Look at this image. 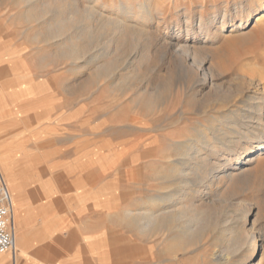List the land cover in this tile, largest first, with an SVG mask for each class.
Segmentation results:
<instances>
[{
  "label": "rangeland",
  "instance_id": "374dc122",
  "mask_svg": "<svg viewBox=\"0 0 264 264\" xmlns=\"http://www.w3.org/2000/svg\"><path fill=\"white\" fill-rule=\"evenodd\" d=\"M33 1L16 5L13 0H0V148L3 147L6 159V176L1 173L0 182L2 177H7L16 192L14 206L24 202L22 214L29 213L35 224L62 225V245L50 253L49 262L40 264H152L149 258L152 250L154 261H163L162 264H210L199 256L210 246L181 262L166 261L168 252L165 244H160V237L153 242L133 222L125 220L122 205L133 203L127 207H132L135 213L145 212L149 190L157 186L162 170L178 165L167 159L169 153L175 159L181 152L173 143L188 140L185 153H193L199 145L200 132H207L205 127L215 119L231 115L233 110L240 112L246 99L243 94L249 92L243 76L255 78L252 89L264 92V9L249 23L238 26L241 21L236 10L248 0H229L228 7L227 0L165 3V0H151V19H145L150 14L139 16L142 11L133 8L138 15L131 14L132 25L170 42L175 35L171 29L184 25L182 18L177 20V10L181 13L195 10L192 24L199 22L201 15L207 19L215 15L219 18L209 26V36H181L190 41L189 45L192 43L194 52L209 55L211 59L206 67L210 62L216 74H220L217 82L223 90L218 95L223 97L213 94L211 98L218 96V102L210 100L211 105L202 117L194 104L203 98V93L212 91L210 85L196 84L191 77L185 78V82L179 77L189 71L167 69L166 63L158 64L155 70L143 68L140 78L135 77L134 63L142 55L143 46L136 49L128 46L120 52L117 66L97 83L86 76L80 77L62 55L67 51V36H48L51 15L30 22L25 18L27 9H37L44 0ZM145 1L79 0L114 17L119 16L118 9L123 4L138 5ZM160 13L164 15L160 17ZM230 16L235 18L234 25L218 34L221 21ZM215 35L217 38L221 35L220 40ZM104 42L98 45L99 52ZM112 58L113 55L108 57ZM155 60L152 53L151 63ZM80 63L79 68L86 62ZM172 79L174 87L163 93ZM238 87L247 92H238ZM153 95L158 100L147 107L143 100ZM218 145L214 160L223 157L226 160L230 155L234 164L241 155L240 148L232 156L229 149ZM254 156L251 162L249 157H244L238 164L240 168H234L223 183H216L209 205L220 215L243 202L253 205L252 219L259 234L256 254L264 264V151ZM45 232L40 231L43 236ZM57 257L61 262L52 261Z\"/></svg>",
  "mask_w": 264,
  "mask_h": 264
},
{
  "label": "bare ground",
  "instance_id": "6f19581e",
  "mask_svg": "<svg viewBox=\"0 0 264 264\" xmlns=\"http://www.w3.org/2000/svg\"><path fill=\"white\" fill-rule=\"evenodd\" d=\"M13 1L16 5H20L23 2H27L28 4L32 2V0ZM168 1L170 2L172 0H165L163 3ZM225 3L226 7L230 5L229 0L225 1ZM128 4L129 3L123 4L124 6H122V9L121 7L120 10L118 9L119 16L114 17L108 15L105 11L96 9L94 6L87 5V3L82 4L79 0H44L41 5H38L39 7L37 9H27L24 16L29 19L30 22V20L34 19L33 21H35L45 15H51V20L48 23V28L50 30L48 36L50 38H57L65 34L67 36V41L65 43L67 51H63L62 55L68 61V65L71 66L73 71L77 70L80 77L86 76L96 80V83L97 80L100 81V77L107 74L108 70L117 66L118 58H120L121 54L120 52L124 51L128 46L135 49L138 46H143L142 55H140L139 60L134 63V76L137 78L141 75L143 68L155 70L158 64H168L167 69H172L174 67L185 71L188 70L189 73L179 78L186 82L185 78L191 77V80H196V84L197 82H201L202 84L210 85L212 90L208 93H203L201 95L203 98L196 100L194 104L197 114L202 117L205 116L207 113L206 108L211 105L209 103L210 100L211 103H217L218 96H220L218 94L223 90L222 85L217 82V78L220 74H216V68L210 62L209 67H206L211 57L206 54L202 55L194 52L190 46L192 43L189 45L190 41L186 38L190 34H192L193 37L195 35L197 36V34H201L205 37L209 36V26L215 23L214 21H216L218 17L214 14L215 16L211 19H207V17L201 15L199 22L192 24L191 22L193 21L191 18H195L192 17V12L195 10H188L185 13H181L177 10V20L182 18L184 25L182 24L176 29H171L176 36L174 35L175 37H171L172 42H170L152 36L153 32L151 33L132 25L133 16H131V14L134 13V16L138 15L137 12L133 10L134 7L142 11L139 16L143 17L145 14H150V16H148L150 18L147 17L145 19L153 18V14L150 13L152 6L151 0H146L144 4ZM185 9L187 8L185 7ZM262 9H264V0H248L242 3L239 9L236 10L237 13L240 14L238 17H240L239 20L241 21L238 26H244L249 23ZM156 11L158 12V10L154 12ZM175 12L176 11H174V13ZM161 15H164V13H160V17H162ZM11 16H13V14ZM156 16L157 15H155V17ZM229 20L230 22H228ZM151 21L153 20H150V22ZM234 21V16H230L227 19L223 18L221 21L222 29L219 30L221 28L220 25V28L217 30L218 34H221L227 27L233 26ZM166 23H168V20ZM171 26L174 27L175 25ZM158 28L160 29L161 27ZM170 33L168 35H170ZM183 35L187 37L181 39ZM215 36L217 38V35ZM220 37L218 35L219 40ZM103 41L105 42L102 46V51L99 52L97 49L98 45H101ZM203 47L206 48V46ZM198 49L200 48H197V50ZM202 51L204 52V50ZM152 53H155L156 56V60L153 61V63H151ZM110 55H113V58L109 60L108 57ZM81 61L86 62L82 65L85 67L83 70H81V68H83L82 66L81 68L78 67ZM125 68L128 69L127 67ZM127 74L128 73H126V75ZM243 78V82H246L249 86L248 90L246 89L249 92L243 94L246 99L243 100L245 104L240 108V112L233 110L231 111V115H226L220 120L215 119L212 125L205 127L207 128V132H200L199 145L193 153L189 151L185 153V146L188 140H180L173 143L172 146H177L176 149L181 152L175 155V159H173L174 157L169 153L167 159L170 162L178 163V165L169 169H164L161 173L158 172V174L160 173L158 177L160 181L155 188L149 190L150 194L146 202V211L143 213H135L132 207H127L131 206L133 203L124 202L122 205L124 208L123 211L125 212V220L133 222L137 228L153 242L158 236L160 237V244H165L166 251L168 252V257L165 259L166 261L181 262L190 254L197 251L200 252L205 247L210 246L209 249L207 248L206 252H201L199 254L207 263L263 264L262 260L257 259L256 254L259 234L255 221L252 219L253 205L249 202H243L242 205L229 209L224 215H222L223 213L220 215L217 210L209 205V199L215 195L214 186L216 183H223L226 177L232 175L234 168H240L241 165L239 167L238 164L242 162L244 157H249V162H251L252 156L257 152L264 151V92L259 89H252L255 78H245V76H243ZM181 79H179V81ZM172 80L166 87L164 86L165 89L162 91L163 93H168L172 90V87H174V79ZM239 87L238 92H247L246 90L241 91ZM213 94L218 96L212 97L214 98L212 99L211 96H213ZM157 100L158 96H148L144 98L143 103L147 107H150L153 104L155 105ZM138 101H140V99ZM217 144L229 149L232 156L236 154L237 149H241V155L237 158L234 157L236 159L234 163L236 166L231 164L232 159L230 155L226 160H222L224 157L220 161H217V158L214 160V156L217 155ZM166 154H168V152H166ZM219 154L218 152V156ZM1 155L2 154H0V175L3 173V176H6L5 163ZM223 168L225 169L222 170ZM5 178L6 179H3L2 177L1 182L8 185L13 200L16 192L12 190L7 177ZM216 196L219 195L216 194ZM14 212L16 216V213L19 212V207L14 206ZM15 222L16 219L14 217V232L15 230L17 232ZM19 249V237L17 238V244L15 237V249L13 254L15 255ZM3 255V257H10L12 252H6ZM154 257L152 250L149 254L152 264L163 263V261H154Z\"/></svg>",
  "mask_w": 264,
  "mask_h": 264
},
{
  "label": "crops",
  "instance_id": "0c3cea01",
  "mask_svg": "<svg viewBox=\"0 0 264 264\" xmlns=\"http://www.w3.org/2000/svg\"><path fill=\"white\" fill-rule=\"evenodd\" d=\"M2 149L3 147L0 148V154H2L1 156L6 165V159L4 158ZM17 199L19 202V196H17ZM23 207L24 202L19 204L18 217L16 218L15 222L17 226V232L15 230L16 244L17 238L19 237L20 249L15 255L12 252V255L10 257H3L4 255L1 254L0 264H40V262H49L47 261V257L50 256V253L55 251V247L62 245L61 224H47L46 226L43 224L44 222L35 224L29 216V213L24 215L22 214L21 210ZM44 230H46V232L43 236L40 231ZM36 235H38V238L36 237ZM56 259L61 262L58 257L53 258L52 261H55Z\"/></svg>",
  "mask_w": 264,
  "mask_h": 264
},
{
  "label": "built area",
  "instance_id": "2783aa9c",
  "mask_svg": "<svg viewBox=\"0 0 264 264\" xmlns=\"http://www.w3.org/2000/svg\"><path fill=\"white\" fill-rule=\"evenodd\" d=\"M14 204L8 186L0 182V254L15 249Z\"/></svg>",
  "mask_w": 264,
  "mask_h": 264
}]
</instances>
